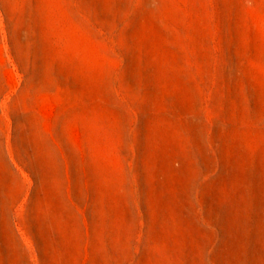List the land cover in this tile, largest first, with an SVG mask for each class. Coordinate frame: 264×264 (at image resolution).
<instances>
[{
	"label": "rangeland",
	"instance_id": "1",
	"mask_svg": "<svg viewBox=\"0 0 264 264\" xmlns=\"http://www.w3.org/2000/svg\"><path fill=\"white\" fill-rule=\"evenodd\" d=\"M0 264H264V0H0Z\"/></svg>",
	"mask_w": 264,
	"mask_h": 264
}]
</instances>
